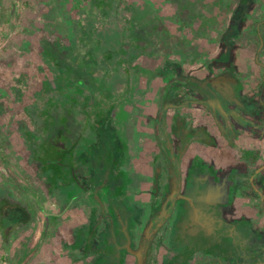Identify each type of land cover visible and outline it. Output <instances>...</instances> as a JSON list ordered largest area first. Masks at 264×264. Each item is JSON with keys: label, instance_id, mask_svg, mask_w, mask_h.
Masks as SVG:
<instances>
[{"label": "rangeland", "instance_id": "1", "mask_svg": "<svg viewBox=\"0 0 264 264\" xmlns=\"http://www.w3.org/2000/svg\"><path fill=\"white\" fill-rule=\"evenodd\" d=\"M237 1L226 0V5L231 10ZM106 2L111 5L104 7L101 0H0V264L115 262L113 257L104 260L113 249L105 213L130 232L133 246H139L146 257L150 240H144L145 232L139 242L141 228L156 211L158 216L164 215L158 211L164 203L162 195L155 191L163 188H158L157 180H167L168 155L164 157L157 148L159 138L153 135L150 120L158 109L157 94L165 83L157 69L165 70L169 62L162 54H169L171 60L174 55L170 54V46L162 49L155 42L143 47L142 55L141 49L134 52L138 31L126 23L130 15L126 12L130 3L139 10L145 0ZM158 6L156 13L165 19L172 17L171 0ZM244 8L246 5L234 9L232 29L237 31L227 39V50L217 37L205 46L213 49L212 57L230 60V70L245 78L251 92L260 80L264 83V0H249L245 23L240 25ZM222 14L217 20L222 16L228 19L227 13ZM213 26L217 27L216 23ZM217 30L211 34L217 36ZM201 41L202 36L191 39L190 49L195 55L205 52L199 45ZM178 51L183 52L184 47ZM78 81L82 87L77 86ZM108 85L112 94L107 92ZM92 95L95 101L90 99ZM262 97L256 95L254 101ZM127 109L130 118L132 114L140 115L139 128L133 122L122 123ZM197 111L190 120L192 127L203 126L209 132L210 125L205 124L202 111ZM174 112L173 108L169 110ZM173 123L169 122L163 137L179 145L186 134L172 129ZM186 124L188 127L189 122ZM238 129L243 141L237 147L213 126L219 145L208 140L201 145L194 143L178 158L177 163L183 166L177 170L181 196L193 198L191 184L199 180L198 188L194 184L200 192L196 212L187 217L180 207L170 210L169 222L179 221L178 228L185 227L172 228L170 242L165 237L157 240L166 243L168 250L155 245L148 252V264H153L152 258L166 259V264H211L215 260L208 241L221 242L219 248L223 250L230 248L229 264L242 256L250 258L244 264H264L263 239L253 247L250 235L251 231L264 232V127L257 130L238 125ZM127 136L128 154L121 148ZM62 137L69 142L67 149L74 142L76 151L87 156V164L77 162L78 178H68L64 173L58 176L47 164L49 159L44 158L43 150ZM89 146L91 152L87 151ZM244 149L260 152L257 163L242 158ZM105 150L114 151L113 157H106ZM258 167L262 168L260 172ZM247 178L254 179L250 180L255 189ZM93 196L103 200V209L101 203L85 201ZM128 199L139 208L136 220L124 207ZM183 200L180 203L186 206ZM165 201L171 206V197ZM90 207H94L93 214ZM235 221L246 225L227 232L225 228ZM154 222L147 228L150 232L151 227L152 236L159 219ZM199 222L218 229L220 239L211 236L212 229L201 228ZM90 230L95 233L87 240ZM181 230L187 231V237L178 232ZM247 234L248 238L241 241ZM226 236L235 245H226ZM182 237L187 242L191 237V251L183 250ZM117 241L122 244L125 239L120 235ZM239 244L247 246L249 252L244 253ZM218 246L216 243L213 247ZM122 257L120 264H136L134 258L125 254Z\"/></svg>", "mask_w": 264, "mask_h": 264}, {"label": "trees", "instance_id": "2", "mask_svg": "<svg viewBox=\"0 0 264 264\" xmlns=\"http://www.w3.org/2000/svg\"><path fill=\"white\" fill-rule=\"evenodd\" d=\"M106 1L101 0L102 5L104 7L110 6L111 4ZM145 1L146 4H143L141 9L139 7V10L132 7L130 3V7L126 12H130V15L126 17V23L131 24L130 27L134 31H138V35L133 44L135 48L134 52L139 53V49H141L140 54L142 55L144 54L143 47H147L152 42H155L157 44L156 46L162 49H164V46H170V54L174 55V58L171 60L169 54L168 56L162 54L163 57H168L165 60L169 61L168 67L163 71L157 69V75H160L165 83L160 87L157 97L158 109L152 120L156 122V134L159 138L157 148L159 146V149L163 153L166 152L169 158L166 160L168 163V166H166L168 167L166 170L168 183H165V187L161 192L155 191V194L162 195L163 205L168 204L165 199L171 197L173 204L166 208L168 212L176 207H180L186 212L188 217L190 214L196 212L195 201L199 199V195L197 194H200V192L197 191L199 185H197L198 183L196 184L199 180L196 181L194 179L195 182L193 181L191 184V190L194 193L193 198L188 197L189 199H186L180 194L181 178L178 176L177 170L181 171L183 166H180L177 162L179 161L178 158L182 157L187 150V147L194 143L201 145L206 140L219 145L220 140L212 133L213 126L221 131L224 139L233 147H237V144H242L241 142L243 141L239 133L238 125H243L245 128L251 126L257 130L264 127V97L262 99L259 98L256 102L254 101L256 95H264V83L260 80L258 88H254L249 92L245 85V78L241 74H234L230 70V60H225L222 57L218 58L215 55L212 57L213 49L207 50L205 46L208 44L207 42L217 37L223 49H228L227 39L235 36L237 31L232 29L234 25V9L238 5H246L244 13L240 16L243 21L240 25H243L245 23V15L248 13L249 0L233 2L231 10L229 5H226V0H171L173 8L172 19H165L155 12V9L159 7L158 5L165 0ZM148 10H150V14ZM222 13H227L229 15L228 19L226 18L227 16H222L221 19L217 20L218 16L223 15ZM170 23L172 24L170 25ZM215 23L217 27L213 26ZM217 28L220 30H217V36H213L211 33ZM198 36L203 37L204 42L201 41L203 44L199 43V45L205 48V52L200 53L198 51L195 55L190 49L191 39ZM180 47H184L183 52L178 51ZM150 55L152 56V54ZM76 84L78 87H82V84L79 82ZM107 90L108 93H111V87L109 85ZM90 99L93 101L94 96ZM172 108L175 110L173 114L169 113V110ZM198 108L206 118L204 121L205 124L210 125L209 132L205 131L203 126L200 128L192 127L193 125L190 120H193L197 116ZM169 122H174L172 124L173 128L171 127L172 129L186 134L185 140L183 142L180 141L179 145H173L170 138L166 140L163 137L165 132L162 130H164L165 126L167 127L169 125ZM186 122H189L188 127ZM210 132L211 135L209 134ZM241 155L244 160L252 161L253 163H257L260 158V152L251 149L241 150ZM47 163L50 164L51 160H47ZM184 166L187 167L188 165ZM261 169V167H258L257 171H261ZM65 176L67 175L65 174ZM250 179L252 178H247L246 181L249 180L251 188L255 189V183H252ZM254 179H256L255 176ZM194 184H196L197 188ZM180 199H184L183 201L186 206L181 205ZM198 224H201L200 227L203 229H212L211 232L218 231V229H214L215 227L207 226L206 223L202 224L199 222ZM242 224L246 225V222L235 221L225 229L229 232L232 227L237 228ZM251 232L250 234L249 231V234L253 235V247L261 239H263L262 241L264 243V232ZM249 234L242 238L241 241L243 239L246 240ZM239 249L243 250L244 253L249 252L248 247L242 246L241 244L239 245ZM216 250L221 253L216 252ZM212 253L215 262L229 264L227 262L230 258L229 249L224 251L221 249H213ZM221 257L227 259L223 261ZM248 259L250 258L242 256V258H237L234 263L244 264ZM215 262L213 261L211 264H215Z\"/></svg>", "mask_w": 264, "mask_h": 264}, {"label": "flooded vegetation", "instance_id": "3", "mask_svg": "<svg viewBox=\"0 0 264 264\" xmlns=\"http://www.w3.org/2000/svg\"><path fill=\"white\" fill-rule=\"evenodd\" d=\"M78 82L80 84L82 83L81 81H78ZM110 94H112V88H111V93ZM158 95H159V93L157 94V97H158ZM139 116H140L139 114H132V116L130 118V110L128 111V109H127L126 110L125 118L122 120V123H124L126 125L125 122H133L134 125L137 128H139V126L141 124V122H140V119L141 118ZM150 122H152L154 124L153 125V127H154L153 135L156 138H158V136L156 134V125H155L156 122H154V120H152V119L150 120ZM87 123H90L89 120H88ZM167 127L165 126L164 130H162V131H164L166 133ZM59 137H61V135H59ZM120 138H122V135L120 136ZM123 139H124V141H127V143L123 144L121 148H123L126 151V153L128 154V152L130 151L129 150V145H128L129 137L128 136L125 137V138L123 137ZM67 143H69V142H68V140L65 137L57 138L54 142H51V144L49 146H47L43 150L44 151V158L45 159L48 158L49 160H51L50 168H53L56 171V173H57L58 176H60L62 173H64V175L66 174L68 178L69 177L71 178L73 176H75V177L78 178V176H79V173H78L79 170H78V166H77L78 164H77V162L78 161H81V162L87 164V156L85 154L83 155L82 153L81 154L78 153L77 152L78 150L76 151V144L74 142H73V146L71 148L67 149V147H66V144ZM90 147L91 146L86 147L88 149L87 150L88 152H91L90 151ZM113 152L114 151H111V150H105L104 154H106V157H113L112 156L114 154ZM163 154H164L163 155L164 157H166L168 155L166 152L163 153ZM168 158L169 157H166V160ZM60 167H62L63 169L62 168L60 169ZM167 180H168V178H167ZM167 180H165L164 182L163 181H160V180L159 181L157 180V183L158 184H156V185L158 186V188H159L160 185H163V188H164L165 187V183H168ZM160 187H162V186H160ZM163 188L160 189V190H163ZM82 189H83V191H87L88 190L85 187H82ZM85 201L86 202L97 203V204L98 203H101L100 206H102V209H103V207H105V204H103V200H99L95 196H93L92 200H90V201L85 200ZM161 201H163V200H161ZM123 203H124V207L127 210H129V213H131V212L133 213V216H132L133 220H136L135 218L137 217L136 215H138V213H139V208H137L136 206L134 207V201H133V199L132 200L131 199H128L127 202H123ZM68 204H69V202H68ZM172 204H173V201H171V206H172ZM167 205L168 204L163 205V206L160 205V207L158 208V211L163 212V214H164L165 209L168 208ZM87 206H88V204H87ZM155 206H157V205H155ZM150 208L151 209L154 208V205L151 204L150 205ZM67 209L68 208H66L64 210H67ZM93 209H94V207H90V213L92 212L91 214H93V211H92ZM102 212L104 214V211H102ZM113 212L115 214L118 213L116 210H113ZM151 212L153 213V210ZM171 213H172V211L168 212V209H166V212H165V214L163 216L161 215V213H160L161 216H158L159 213L157 214V211L155 213H153L154 216H153L152 220H150L151 222L148 220V222L146 223L147 226L144 225V228L146 226V229H147L149 224H153V222L155 220L158 221V219H159V225L153 228V236L150 233L151 230H152L151 227H149L150 228V232H148V229L147 230H144L143 227L141 228V232H140V235H139V242L143 239V235H144L143 233H145V232L146 233L144 235L145 236L144 237V240H150V243H149L148 248L145 247L147 249V256L146 257L143 255L142 250L139 249V246H137V245L136 246H133V242H131V240L129 239V236H131L130 232L129 231H126L125 232L123 226L117 225L115 223L114 216H110L107 213H105L104 216L102 215L108 221V225H107V227H108V233H109L110 238H111V241H112V245L111 246L113 247V249L109 250V252H110L109 255L110 254L111 255L110 256H107L104 260H107V259H110V257H113V259H115V262H112V263H99V264H120V262L123 260L122 259L123 258L122 257L123 254L128 255V256L134 258L136 264H138V259H137V256L135 255V252H137V251H140L141 254H142L143 264H148V260H147L148 259V252L150 250L152 251V249L155 248V245L157 246L159 244L161 248H163V249H165L167 251L168 250V245H166V243L163 244V243H161V242H159L157 240H159L160 238H164L165 237V238H168V240L170 242V237L169 236L171 235V233H173L172 228L179 229L181 227L182 228L185 227V226H180L178 228L177 223L179 221H176L175 222L176 224L170 223L169 222V218L171 217V215H170ZM56 216H59V214H56ZM190 228H192V227H190ZM212 228H214V227H212ZM184 229H186V228H184ZM183 230L178 231V232H180L181 235H185L186 236L187 231L185 232ZM94 233H95V230H93V231L90 230V232L86 236L87 240H90L93 237V234ZM188 233H189L188 235L191 236V234H192L191 233V229H190V232H188ZM209 233L211 234V236H216L217 235V231H212V232H209ZM120 235L123 236L124 239H125V241L122 244H120L117 241L118 240V236H120ZM186 237H184V238L182 237L181 241L182 240L185 241ZM189 239H190V241H188V242L185 241V244L183 246V250L188 251V252L192 250V247H193V244H194V243H192L193 241H192L191 237ZM182 244L183 243H181V245ZM207 245H211V246H209V249H214L213 246L215 245V242L213 241L211 243V241H208V244ZM218 249H221V248L218 247ZM85 254H88V252H86ZM152 259L155 260V261L152 262L153 264H166L165 263L166 262V259H163V258H162V260H159L158 258H156V259L155 258H152ZM87 264H93V263H90L88 261ZM96 264H98V263H96Z\"/></svg>", "mask_w": 264, "mask_h": 264}, {"label": "crops", "instance_id": "4", "mask_svg": "<svg viewBox=\"0 0 264 264\" xmlns=\"http://www.w3.org/2000/svg\"><path fill=\"white\" fill-rule=\"evenodd\" d=\"M217 233H218V232H217ZM216 236H217L216 239H218V240H219L220 237H221V236H219V234H217ZM226 237H227V236H226ZM229 237H230V236L227 237V240H226L227 242H226L225 244H226V245H228V244H230V245H231V244H232V245H235L236 242L234 243V241H232V239L229 238ZM222 238H224V237H222ZM214 239H215V238H214ZM214 239H213V240H214ZM214 242H215V244L217 243V245L219 244L218 247L221 246V243H220V242H218V241H214ZM240 243H241V241H240ZM239 245H240V244H239ZM221 250H223V249H221ZM223 251H224V250H223ZM229 251H230V248H229ZM232 255H233V252H232Z\"/></svg>", "mask_w": 264, "mask_h": 264}, {"label": "water", "instance_id": "5", "mask_svg": "<svg viewBox=\"0 0 264 264\" xmlns=\"http://www.w3.org/2000/svg\"><path fill=\"white\" fill-rule=\"evenodd\" d=\"M135 255L137 256L138 259V264H143V257L140 251L135 252Z\"/></svg>", "mask_w": 264, "mask_h": 264}]
</instances>
